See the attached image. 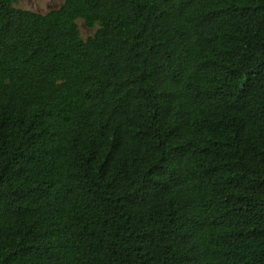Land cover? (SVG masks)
I'll return each instance as SVG.
<instances>
[{
    "label": "trees",
    "instance_id": "1",
    "mask_svg": "<svg viewBox=\"0 0 264 264\" xmlns=\"http://www.w3.org/2000/svg\"><path fill=\"white\" fill-rule=\"evenodd\" d=\"M16 3L0 264H264V0Z\"/></svg>",
    "mask_w": 264,
    "mask_h": 264
},
{
    "label": "rangeland",
    "instance_id": "2",
    "mask_svg": "<svg viewBox=\"0 0 264 264\" xmlns=\"http://www.w3.org/2000/svg\"><path fill=\"white\" fill-rule=\"evenodd\" d=\"M65 0H17L16 6L23 9H29L39 13H47L52 9L60 7ZM78 25L81 30L82 36L86 39L93 36L97 27L91 28L87 26L84 20L79 19Z\"/></svg>",
    "mask_w": 264,
    "mask_h": 264
}]
</instances>
